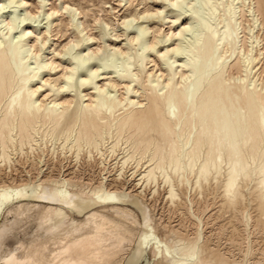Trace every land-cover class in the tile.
<instances>
[{
  "label": "bare ground",
  "instance_id": "1",
  "mask_svg": "<svg viewBox=\"0 0 264 264\" xmlns=\"http://www.w3.org/2000/svg\"><path fill=\"white\" fill-rule=\"evenodd\" d=\"M165 1L177 8L191 2ZM196 1L201 7L190 6V10L199 20L189 16V22L182 27L169 25L165 36L175 37V42L158 49L164 67L158 69L157 74L144 72L143 77H138V72L131 69L135 58L136 61L148 58L145 52L153 50L158 43L156 36H147L146 25L137 23L132 38L138 40L140 47L136 56L117 48L105 49L97 45L96 48L87 46L88 53H84V49L75 51L73 59L83 67L85 76L67 86L66 81L73 78L76 68L64 72L66 81H62L61 87L67 86L66 89L70 88L73 95L48 103L34 99L38 88L31 87V82L36 77V67H28L25 62L33 50L26 47L24 40L32 31L22 29L19 37L23 39L15 42L16 36L10 39L5 36L14 27L15 16L3 20L6 21L3 27L7 32L3 33L4 29L0 31V162L10 163V155L4 151L7 142L13 147L18 144L21 152L25 142L30 149L32 142H40L45 152H50L56 160L60 157L65 159L69 153L77 161V167L76 172L64 173L56 162L53 166L57 173L38 171L31 181L37 182L41 188L37 192L23 191L28 178L18 184L20 189L14 194L18 204L7 211L12 212L14 218L2 224L0 245L13 231L23 229L26 213L37 222L34 235L41 230L50 235L56 229L75 224L72 214L83 217L91 226V231L82 234L76 229L74 236L54 238L48 245L36 241L34 235L26 240L14 236L7 242V252L0 253V264H140L146 256L145 239L153 235L148 213L149 199L143 193L141 196L144 188L154 187V191L151 190L153 194L159 184L167 185V195L173 199L177 195L175 183L183 184L191 179L193 186L201 188L202 182H216L223 169L225 178L222 186L228 191L241 176L247 175L243 149L254 148L264 140V96L259 91L264 77V0ZM4 7V3L0 4V9ZM205 10L216 18L215 22L210 20ZM173 11L170 9L162 17L174 19L167 21L168 24H174L180 17V14L172 15ZM147 13L149 11L145 9L141 16ZM138 15L134 13L127 19L126 28ZM18 18L22 23L27 17ZM103 35L102 31L99 32L98 39ZM90 38L88 35L86 40ZM71 43L74 46L78 40ZM119 54H123L125 59L119 80L110 78L95 85L94 94L80 95L79 88L85 83V77H89L88 73L97 71L105 63L108 67L117 65ZM89 59L97 62L84 66L83 63ZM151 61L158 65L154 58ZM228 61L230 68L234 67L241 75L233 77L226 74ZM42 65L47 66L45 63ZM144 65L140 66L141 73ZM251 73L252 77L248 78ZM118 87L124 88L125 97L115 96ZM139 89L146 93V104L137 99ZM83 96H88V99H82ZM126 102L128 105L124 108ZM40 125L50 126L49 132L35 138L31 130ZM16 128L18 143L12 134ZM113 128L117 132H128L124 140L126 147L121 148L116 138L115 143L108 145ZM47 142H50L49 148L46 147ZM131 148L149 152L150 156L143 163L141 159L137 160L133 171L127 174L128 170H125L131 157L128 150ZM119 149L122 155L117 158L116 151ZM262 163L264 165V150ZM261 183L264 185V178ZM136 188L142 190L137 191ZM119 194L126 195L122 201L138 210L141 221L126 207H113L110 212L131 219L136 225L140 224L141 229L134 231L126 223L108 215H102L103 221L100 219L97 206L105 200L118 199ZM9 197L0 194V211ZM154 206L156 208L157 205ZM260 210L264 215V199L260 201ZM44 213H48L49 218L45 219ZM162 216L161 213L157 216L158 225L168 232L176 257L167 256L156 243L151 252L153 255L158 251L163 254L165 264H192L191 260L195 261L194 264H243L240 255L234 252L236 241L227 242L224 226L212 227L213 233L211 230L201 236L193 224L188 229V225L180 221L171 225L162 221ZM209 218L212 220L210 214ZM254 228L259 233L264 230V222H257ZM130 244H134L135 248L127 252ZM257 246V256L246 264H264V244ZM119 257L122 262L117 261Z\"/></svg>",
  "mask_w": 264,
  "mask_h": 264
},
{
  "label": "rangeland",
  "instance_id": "2",
  "mask_svg": "<svg viewBox=\"0 0 264 264\" xmlns=\"http://www.w3.org/2000/svg\"><path fill=\"white\" fill-rule=\"evenodd\" d=\"M11 1L12 2H10V0H0V4L4 3L5 5L4 8L0 9V31L4 29V32H2H7L5 26L3 27V23L5 24V22L8 20L7 18L11 17V15L12 17L15 16L14 27L11 29V31L5 34L6 38L10 39L13 36H16V39H14V41L19 42L21 41V39H23L19 37L20 31L22 29L32 31L27 40H24L26 47H29L33 50L31 51L30 55L25 59V62L28 67H36V70L34 69V75L36 77H34V79L32 80L31 87L38 88L36 92L37 94H35L36 96L34 95V99H41L44 101V103H48L50 100L57 98H71L73 92L70 91V88L66 89V87L69 84H72L73 81H75V83L79 82L81 78L85 76V71L83 67L77 64L73 59V54L75 51L84 49L83 52L88 53L89 51L85 49L87 46L96 48L97 45V47L101 46V48L105 49L117 48L123 50L124 52H130L133 56H136L139 52L140 47L138 40H132V38L135 36L134 25H136L137 23L146 25L148 27L147 36H156L158 43L155 45L153 50H147L145 52L149 55L148 58H142L137 61L135 58L134 65L131 69L135 73L138 72V77H143L146 72H152L154 74H157L159 72L158 69H163L164 67L162 59L157 53L158 49H160L161 46L173 44V42H175V37L165 36V34L169 30V27L171 25H173V27H182L186 25L189 22V16H194L192 11L190 10V6L194 8L201 7L199 1L196 0H191L189 5L186 4L182 8H177L174 5L167 4L165 0H24L25 2L23 0ZM145 9H147L149 13L141 16L142 12ZM170 9L174 10V13L172 15L180 14L179 19L174 24H172L171 22L169 24L167 23V21H171L174 19L162 18ZM134 13L139 14V17L136 18L134 21H131L132 25L129 28H126L125 24L127 23V19ZM205 13L209 15L210 20H212V22L216 21V18L211 15L210 12L205 10ZM18 17L27 18L21 23ZM194 18L196 20H199L197 16H194ZM3 20L6 21L3 22ZM101 31L104 33V35L99 40L97 36L98 33ZM87 34L91 38L86 40V37L88 36ZM0 37H2L1 33ZM74 40H78V43L72 46L71 42ZM153 58L158 61V65H154V63L151 61V59ZM51 61H53V63H51ZM96 62L97 60L89 59L86 61V63L84 62L83 65H94ZM42 63L47 64V66H43ZM143 63H145V65L143 67V73H141L140 66H142ZM107 64L108 63H105L95 72L88 73L89 77H85V83L79 88L80 95H84V93L94 94L95 89H93V87L95 85H100L102 83L107 82L110 78L119 80V76L123 74V69L125 67L124 55H118L117 65L115 64L111 67H108ZM57 65L58 67H56ZM229 65H231L230 61H228L227 65H225L226 74L233 77L241 75V73H238L234 67L230 68ZM65 66L67 68H65ZM74 68L76 69L73 74V78L66 81V79L64 78V72H67L70 69L72 71L74 70ZM252 75L253 74L251 73L248 78H251ZM253 78H255V76ZM55 79L56 81H59L56 82ZM44 80H46L45 83L42 82ZM62 81H66L67 86H64L62 88ZM258 82L259 80L257 81V83ZM261 82L262 87L260 89V86H258V89H260V94L264 96V77L262 78ZM42 84L44 86L39 88ZM133 84L135 83H132V85ZM123 90L124 88L118 87L115 92V96L121 97V95H123V97H125L126 95ZM145 94L146 93H143L142 89H139L136 94V96L138 95L137 99L142 100L143 104L147 103ZM44 95L47 98L44 97ZM82 99H88V96H83ZM85 103H87V101H85ZM127 105L128 103L126 102L124 108H126ZM49 129L50 126L40 125L36 126V130H31V132L35 136V138H38L40 136L42 137L43 134H48ZM12 134L13 137L16 138L17 142V128L13 130ZM127 136V131L123 130L122 132H117L113 128L112 137L109 140L111 141V143L108 145L115 143L116 138L119 140L118 144L121 148L126 147V143L124 142V140ZM49 145L50 142H47L46 147L49 148ZM5 148L4 151L6 153L8 151V154L10 155V163L8 165L7 161H5L4 163L0 162V194L7 195L10 197L4 203V205H2L0 211V228L3 223H8L14 218V214L12 212L8 213L7 211L10 209V207L12 208L16 204H18V199L15 198L14 194L20 189L18 184L23 183V180L27 178L29 179V181L23 185V191L37 192L40 191L41 188L38 187L37 182L31 183V181L38 174V171H44L55 174V172H58L54 167L57 163H59V168L61 169V171H64V173L76 172L75 168L77 167V161L74 159V157H71L69 153L66 154L67 156L65 159H61L60 157L56 160L52 155H50V152H45L46 149H44V145L40 142L39 144H35L32 142V149H30L28 143L25 142L22 147V152L20 151L18 144L13 147L9 142H7V146ZM1 149L2 146L0 143V154L2 152ZM263 150L264 140L259 141L254 148L249 147L243 149L244 159L247 162L248 166V173L246 176H241L238 179L237 184L228 191H225L222 186V182L225 178V172L223 169L218 175V180L216 182H213L212 180H210L209 183L202 182L201 188L193 186L191 179L190 181H187L183 184L175 183V190L177 195L173 199H170L168 197V186L164 184H159V187L156 186L157 190L153 193L154 195L151 193L155 189L152 186L146 187L143 190L142 188H136L137 191L142 190L141 196L143 193L144 195H147V199L150 200H148V213L152 223L151 229L153 230V235H150L148 238L145 239L146 256L140 264H163L165 262L163 254H160L159 251L154 255L152 254L151 247L155 243L165 250L167 256L174 257L176 255L173 252V244L168 240V232L158 225L157 216H159V213L163 214L162 221L167 222L169 224L171 223V225H174L180 221L183 222L186 226L188 225V229L191 228L193 224V228L196 227V229L200 231L201 236H203L205 233L210 232L214 227L222 225L226 229L227 242L232 241L234 243L236 241V243H234V252L237 253L238 256L240 255L239 257L241 258L243 264H246L252 258H255L257 256L256 248L259 247L257 246V244H264V235H262L264 234V230H260L258 233V231L254 228L255 224L257 225V222H264V215L260 210V201L264 199V185L261 183V180L264 178V165L262 163ZM120 151V149L116 151L117 158L122 155ZM129 155H131V157L130 160H128L127 167L125 170H128L127 174L133 171L134 166L136 164L135 162L137 160L141 159L142 163L145 162L147 157L150 156V153L142 152V150L140 149L131 148L128 150V156ZM84 161L85 163L88 162L87 160H82V162ZM46 168L48 169L46 170ZM114 170H112L111 173H113ZM5 183L7 186L5 185ZM118 196V199H108L97 206V209L100 211L99 213H101L100 219L103 221L102 215H108L116 221L126 223L134 231L141 229L142 226H140V224L136 225L131 219H127L122 215L115 213L113 214L112 212H110L113 207H126L133 211L136 214L137 218L141 221V217L138 210L132 206L125 205L122 201V199H124L126 195L119 194ZM154 204L157 205V209L155 208ZM171 208L173 209L171 210ZM107 211L109 213H107ZM236 213H238L239 216H237ZM209 214L212 216V220L211 218L208 219ZM221 215H223V217ZM28 216V213H26V215L24 216L25 226L23 227V229L13 231L2 242V244L0 245L1 254L7 252V242H9V240L12 239L14 236H17L20 240H26L28 236L34 235V230H36L37 228V222L34 220V218ZM71 216L76 220L75 224L64 228L65 230L56 229L50 235H47L45 230H41L37 235H34V239H36V241H41L42 243L48 245L54 238H61L65 235L74 236L76 234V229L79 231L78 233L81 232L82 234H86L91 231V226L89 225V223L83 220V217H78L75 214H72ZM44 218H49L48 213H44ZM214 222L219 223L215 225ZM213 232L214 230H212V233ZM257 235L259 236L257 237ZM259 237L262 239H260ZM129 239L131 238L129 237ZM241 239H243V241ZM235 244H238V246H236ZM130 245L127 246V252H130L135 248L134 244ZM117 261L122 262V258L119 257ZM190 262L192 264L195 263L194 260H191Z\"/></svg>",
  "mask_w": 264,
  "mask_h": 264
}]
</instances>
